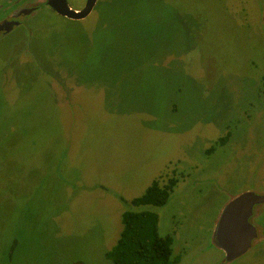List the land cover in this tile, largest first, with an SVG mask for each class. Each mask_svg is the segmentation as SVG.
<instances>
[{
  "label": "rangeland",
  "instance_id": "1",
  "mask_svg": "<svg viewBox=\"0 0 264 264\" xmlns=\"http://www.w3.org/2000/svg\"><path fill=\"white\" fill-rule=\"evenodd\" d=\"M263 9L97 0L83 20L44 6L2 36L0 264H112L131 201L171 178L167 203L141 209L177 264H222L224 207L264 195ZM253 252L230 264H264Z\"/></svg>",
  "mask_w": 264,
  "mask_h": 264
},
{
  "label": "trees",
  "instance_id": "2",
  "mask_svg": "<svg viewBox=\"0 0 264 264\" xmlns=\"http://www.w3.org/2000/svg\"><path fill=\"white\" fill-rule=\"evenodd\" d=\"M229 138V133L219 139L218 144L224 145ZM214 151L210 147L208 154ZM177 179L171 178L161 185L152 183L138 198L131 201L135 208L145 206H164ZM131 210L122 216V230L115 246L106 252V259L112 264H177L179 257L172 256V238L158 234V216L147 210Z\"/></svg>",
  "mask_w": 264,
  "mask_h": 264
},
{
  "label": "water",
  "instance_id": "3",
  "mask_svg": "<svg viewBox=\"0 0 264 264\" xmlns=\"http://www.w3.org/2000/svg\"><path fill=\"white\" fill-rule=\"evenodd\" d=\"M97 0H87L81 10L70 8L66 0H46V5L56 14L71 21L85 19L93 10ZM4 29L8 33L12 25ZM2 28L0 27V31ZM264 200V197L252 191H246L234 197L223 209L219 220L215 226L213 237L216 238L214 244L222 249L226 254V260L231 261L240 254H243L250 247V242L256 237L254 228L249 223L252 216V207ZM251 231V235H246ZM244 238V240L239 239Z\"/></svg>",
  "mask_w": 264,
  "mask_h": 264
},
{
  "label": "flooded vegetation",
  "instance_id": "4",
  "mask_svg": "<svg viewBox=\"0 0 264 264\" xmlns=\"http://www.w3.org/2000/svg\"><path fill=\"white\" fill-rule=\"evenodd\" d=\"M42 1L44 2L43 3L44 5L40 7V6L36 5V2L33 3L34 2L33 0H0V27L2 28V30L0 31V38L2 36H5V35L11 33V31H13V29L15 27H19L22 24H25V19L32 17V15L35 14L38 9H41L42 7L45 6L48 9L52 10L51 8H49L46 5V0H42ZM86 1L87 0H84L83 4L80 7L76 8V10L79 11V10L83 9V7L86 4ZM52 12L55 13L53 10H52ZM12 23H16V25L13 24L11 30L8 33L4 32V29L7 28L8 26H10V24H12ZM261 25L264 28V9L262 10ZM31 35H32V33H31ZM258 195L261 197H264V195H260V194H258ZM263 206H264V200L258 204H254V206L252 207V216L249 218V223L254 228L255 233H256V237L251 240L250 247L248 248V250L246 252H244L243 254H240L236 258L232 259L231 261H227L225 252L219 248L222 252V255H223L222 264H230L233 261H235L236 259L245 255L247 252L250 253L252 249H254L253 253H255V254L256 253H259V254L264 253V248L262 250H259L256 248V245H258V247H260L261 245L262 246L264 245V223L260 219V217L264 215V209L257 210V211L255 210V209H258V207H263ZM259 212L261 213L260 215H259ZM213 232H214V230H213ZM251 233H252L251 231H247L246 235L248 236V234H249V236H250ZM213 238H214V241L216 242V238L215 237H213ZM239 239L244 240V238H239ZM258 242L260 243V245Z\"/></svg>",
  "mask_w": 264,
  "mask_h": 264
}]
</instances>
